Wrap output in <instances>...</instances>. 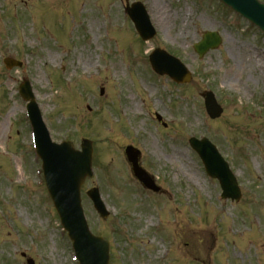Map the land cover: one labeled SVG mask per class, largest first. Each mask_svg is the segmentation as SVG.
<instances>
[{"label": "rangeland", "instance_id": "1", "mask_svg": "<svg viewBox=\"0 0 264 264\" xmlns=\"http://www.w3.org/2000/svg\"><path fill=\"white\" fill-rule=\"evenodd\" d=\"M166 1L158 0L161 11L150 6L158 38L139 45L132 26L119 23L118 0H0V59L24 58L27 68L0 67V264H26L23 254L35 264H77L43 185L34 183L23 104L11 97L8 74L30 78L53 141L71 140L77 149L83 139L92 142L95 175L81 198L90 230L109 241L108 264H264V37L215 0H190L189 7L171 0L173 12ZM206 30L219 31L223 43L198 59L192 45ZM157 47L176 49L194 73L190 84L152 76L143 55ZM111 65L119 66L117 76ZM84 70L97 80H84ZM97 82L106 87L98 99ZM204 90L223 107L217 120L204 114ZM190 136L217 146L236 176L238 202L220 197ZM125 144L141 151L140 164L163 196L141 189ZM91 187L111 212L106 220L85 195Z\"/></svg>", "mask_w": 264, "mask_h": 264}, {"label": "water", "instance_id": "2", "mask_svg": "<svg viewBox=\"0 0 264 264\" xmlns=\"http://www.w3.org/2000/svg\"><path fill=\"white\" fill-rule=\"evenodd\" d=\"M208 46H209V45H208V42L205 41L204 43H202V44L199 46V49H203V48H206V47H208ZM132 165H133V169H134V172H135L136 176L141 175L142 172L136 168V161H135V160L132 161ZM80 166H81V165H80ZM81 167H82V166H81ZM89 167H90V163H88V168H87L88 171H89ZM88 171H83V170H79V171H78V173H77V175H76V177H75L74 189L79 187V185H80V183H81V181H82L83 176H85L86 173H87ZM71 175H72V174H71ZM80 229H81V232H82V233L85 232V229H84V227L82 226V223H81V228H80ZM101 263H102V264L105 263L104 251H102Z\"/></svg>", "mask_w": 264, "mask_h": 264}, {"label": "bare ground", "instance_id": "3", "mask_svg": "<svg viewBox=\"0 0 264 264\" xmlns=\"http://www.w3.org/2000/svg\"><path fill=\"white\" fill-rule=\"evenodd\" d=\"M156 2H157V0H154V2H153V9H160V7H158V5L156 4ZM158 3V2H157ZM163 19H164V16L162 17ZM163 21H165V19L163 20ZM185 26H184V24L182 25V29L184 28ZM263 66H264V63H263ZM257 67L258 68H260V66L259 65H257ZM139 106H140V101H139V103H137V108H139ZM154 148V147H153Z\"/></svg>", "mask_w": 264, "mask_h": 264}]
</instances>
